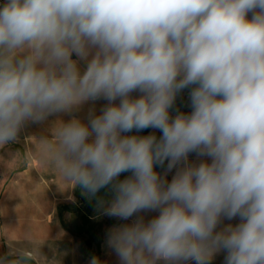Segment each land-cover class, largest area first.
Masks as SVG:
<instances>
[{
  "label": "clouds",
  "instance_id": "9594fccd",
  "mask_svg": "<svg viewBox=\"0 0 264 264\" xmlns=\"http://www.w3.org/2000/svg\"><path fill=\"white\" fill-rule=\"evenodd\" d=\"M53 116L40 157L130 221L119 264H264V0H5L0 146Z\"/></svg>",
  "mask_w": 264,
  "mask_h": 264
},
{
  "label": "rangeland",
  "instance_id": "374dc122",
  "mask_svg": "<svg viewBox=\"0 0 264 264\" xmlns=\"http://www.w3.org/2000/svg\"><path fill=\"white\" fill-rule=\"evenodd\" d=\"M133 95L138 94L134 93ZM104 103L106 102L103 100L95 103L97 114ZM188 104V90L186 89L178 95L171 114L174 116L176 109L188 113L190 111ZM92 107L91 103L85 104L82 108V117H86L88 110ZM44 127V124L26 125L21 130L16 142L0 146V188L9 186L12 177L20 171L24 175L22 174L19 178L21 180L19 185L33 187L37 190L40 188L49 189L52 203L58 201L60 189L67 190L65 201H62L61 206H58L56 210L57 219L62 221V227L66 231V238L58 242L35 243V257L27 254L29 256L28 264H89L91 256H97L101 264H119L115 253L106 245V234L112 226L130 221L122 222L99 215L95 211L94 201H89L79 187L74 188V184L66 182L52 162L41 159L38 137L50 134L49 130ZM152 131V129H148L139 135H148ZM155 134L158 137L161 135L159 132ZM189 159L192 161L195 160V157L190 156ZM157 171L162 170L158 168ZM171 175V173L168 175L169 180ZM123 178L122 176L121 179ZM151 215L154 214H148L147 218H150ZM224 223L235 224L238 221H224ZM29 229L32 230V228ZM34 229L40 231L38 227ZM16 245L19 247V251H25L23 248L31 247V243L26 242ZM189 264H194V262H189ZM210 264H224V253H217Z\"/></svg>",
  "mask_w": 264,
  "mask_h": 264
},
{
  "label": "crops",
  "instance_id": "0c3cea01",
  "mask_svg": "<svg viewBox=\"0 0 264 264\" xmlns=\"http://www.w3.org/2000/svg\"><path fill=\"white\" fill-rule=\"evenodd\" d=\"M4 2L5 0H0V5ZM77 115L82 117L83 110ZM59 118L65 121L69 119L66 115ZM56 119L58 117H49L43 123L44 128L50 130ZM22 174L24 175L23 172H17L9 186L0 188V254L8 250L19 252L16 244L26 242L31 243V247L23 249L35 257V243L58 242L66 238V231L62 227V221L57 219L56 210L65 201L67 190L60 189L58 201L52 203L49 189L37 190L20 186L19 178ZM35 227L40 228V231H36Z\"/></svg>",
  "mask_w": 264,
  "mask_h": 264
}]
</instances>
